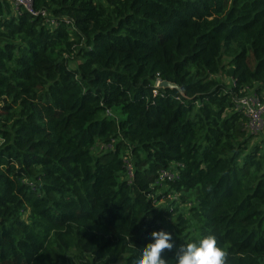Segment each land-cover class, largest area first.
<instances>
[{"label":"trees","instance_id":"obj_1","mask_svg":"<svg viewBox=\"0 0 264 264\" xmlns=\"http://www.w3.org/2000/svg\"><path fill=\"white\" fill-rule=\"evenodd\" d=\"M32 5L0 16V264H135L159 230L169 264L213 233L264 264V136L234 101L264 95V0Z\"/></svg>","mask_w":264,"mask_h":264},{"label":"clouds","instance_id":"obj_2","mask_svg":"<svg viewBox=\"0 0 264 264\" xmlns=\"http://www.w3.org/2000/svg\"><path fill=\"white\" fill-rule=\"evenodd\" d=\"M151 236L154 242L143 247L135 264H169L162 253L173 249L172 234L159 230L153 231ZM229 255L228 247L222 245L213 233L203 236L198 242L182 244L176 253L175 264H229Z\"/></svg>","mask_w":264,"mask_h":264},{"label":"built area","instance_id":"obj_3","mask_svg":"<svg viewBox=\"0 0 264 264\" xmlns=\"http://www.w3.org/2000/svg\"><path fill=\"white\" fill-rule=\"evenodd\" d=\"M17 13L20 8L34 14L38 12L32 5V0H9ZM44 14V10H40ZM236 106L246 117L248 130L257 132L264 129V98H259L253 92H245L235 99ZM131 174V165L127 163V175ZM159 176H172L171 170L164 169L159 172Z\"/></svg>","mask_w":264,"mask_h":264},{"label":"crops","instance_id":"obj_4","mask_svg":"<svg viewBox=\"0 0 264 264\" xmlns=\"http://www.w3.org/2000/svg\"><path fill=\"white\" fill-rule=\"evenodd\" d=\"M8 14H16L13 5L9 0H0V16Z\"/></svg>","mask_w":264,"mask_h":264},{"label":"rangeland","instance_id":"obj_5","mask_svg":"<svg viewBox=\"0 0 264 264\" xmlns=\"http://www.w3.org/2000/svg\"><path fill=\"white\" fill-rule=\"evenodd\" d=\"M225 58L223 57V59H225ZM223 81L226 82V81H228V79H226V77H223ZM251 89L252 88H248L247 92H252ZM262 98H264V95L262 96ZM263 136H264V129L258 130L257 133L255 134V137H252L250 139V143L253 142L257 137H263ZM162 203H164L163 200H158V202H157V204H162Z\"/></svg>","mask_w":264,"mask_h":264},{"label":"water","instance_id":"obj_6","mask_svg":"<svg viewBox=\"0 0 264 264\" xmlns=\"http://www.w3.org/2000/svg\"><path fill=\"white\" fill-rule=\"evenodd\" d=\"M156 85L158 86H169V87H178L175 83L171 82V81H168V80H165V79H162V80H159Z\"/></svg>","mask_w":264,"mask_h":264}]
</instances>
